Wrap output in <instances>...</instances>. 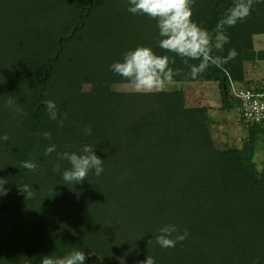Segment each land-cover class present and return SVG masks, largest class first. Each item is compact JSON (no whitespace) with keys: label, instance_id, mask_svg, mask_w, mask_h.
Returning <instances> with one entry per match:
<instances>
[{"label":"trees","instance_id":"trees-1","mask_svg":"<svg viewBox=\"0 0 264 264\" xmlns=\"http://www.w3.org/2000/svg\"><path fill=\"white\" fill-rule=\"evenodd\" d=\"M233 2L196 0L192 20L212 32ZM128 6V0H0V35L14 41L13 52L0 57V137H9L0 139V178L7 180L6 194L0 193V264H40L44 256L62 258L73 250L85 252V264H139L147 255L156 264H264V168L254 159L264 128L242 123L230 91V81L257 84L246 78L245 65L258 57L253 38L264 35V3L227 29L230 42L222 52L213 51L226 57L235 49L234 60L210 65L196 79L179 57L170 65L181 70L176 83L218 85L221 110H237L245 129L241 148L217 146L211 108L186 107L183 91L114 90L127 82L105 67L95 35L112 31L172 57L151 35L154 20L141 29L148 35L125 36L133 21L150 20L130 14ZM113 17L126 18L120 24ZM53 22L60 25L55 34ZM10 98L26 115L5 107ZM45 100L67 113L63 127L49 119ZM46 131L52 140L34 135ZM52 144L56 152L45 156ZM85 144L95 147L104 171L65 184L62 172L70 165L57 153L79 152ZM24 161L36 163L35 172L22 168ZM56 163L60 172L53 171ZM24 185L34 198H27ZM170 224L189 235L164 249L155 237Z\"/></svg>","mask_w":264,"mask_h":264},{"label":"clouds","instance_id":"clouds-1","mask_svg":"<svg viewBox=\"0 0 264 264\" xmlns=\"http://www.w3.org/2000/svg\"><path fill=\"white\" fill-rule=\"evenodd\" d=\"M195 3L196 0H128L127 11L130 14L145 16L156 21L160 37L158 46L163 51L172 54V57L157 55L152 48L139 46L125 52L122 61L113 62L109 66L110 70L126 81L131 91L139 94H154L174 85L175 77L181 75V70L170 67L175 63L173 57H179L183 61L184 65L189 68L187 75L192 79L205 73L210 65L219 67L234 60L238 55L235 49H230L226 57L213 56V51L222 52L224 46L230 42L227 29L249 19L254 4L264 3V0H234L212 32L192 20V9ZM190 61H199V63L191 64ZM44 105L49 119L63 127L68 118L67 113L61 115L56 103L52 100H45ZM5 107L18 115H26L23 108L11 98L6 101ZM83 131L85 135L92 134L90 126H85ZM34 135H42L45 140L53 138L50 131L42 134L34 133ZM0 139L6 142L9 137L4 134ZM54 152H56V145L52 144L45 149L44 155L50 156ZM57 160L67 161L70 165L62 172L65 184L78 185L87 179L90 172H94L95 176L99 177L104 171V161L95 155V147L88 144L83 145L79 152L57 153ZM21 167L28 172H35L38 165L32 161H24ZM53 171L60 172L61 164H54ZM6 183L7 180L0 178V193L6 194L7 190L4 187ZM23 192L27 193L28 199L36 195L29 185L23 186ZM188 235L187 229L181 231L176 225L170 224L159 229L155 243L161 248L170 249L174 248L177 243L182 244ZM152 242L151 239L148 244ZM89 255L92 254L89 253ZM85 260L84 251L73 250L62 258L44 256L40 264H85ZM119 264H124V260L120 259ZM139 264H156V260L147 255L146 259L140 261Z\"/></svg>","mask_w":264,"mask_h":264},{"label":"rangeland","instance_id":"rangeland-1","mask_svg":"<svg viewBox=\"0 0 264 264\" xmlns=\"http://www.w3.org/2000/svg\"><path fill=\"white\" fill-rule=\"evenodd\" d=\"M121 2V0H118ZM118 9L122 8L121 6H116ZM127 11V9H126ZM98 12L103 14V12L98 8ZM93 17H91L92 19ZM124 18L113 17L112 20L118 21L120 24L124 23ZM144 20V19H143ZM156 24V21L155 23ZM52 32L57 33L60 25L56 22H53ZM151 28V20L142 21L137 19L132 22L130 30L126 35H148L146 33H141L142 27ZM65 31V28L62 27L60 32ZM53 34V35H54ZM120 35H123L122 33ZM151 35H158V30H154ZM99 36L102 39L101 42V52L106 59L105 67L110 66L113 62L122 61L123 54L128 50L125 47H132L133 49L137 48L138 41L134 38L129 37H120L119 35L114 34L112 31H106L103 35ZM160 39L159 35L157 36V43ZM142 43V42H141ZM48 43H44V46ZM14 45L13 39L10 35H0V57L10 54L12 47ZM122 45V47L120 46ZM72 47V46H71ZM253 47L257 52L258 57L253 62H248L245 65L246 78L256 83L264 81V35H256L253 38ZM120 48V49H119ZM52 49L51 46L46 47L47 51ZM108 58V59H107ZM64 68L71 67L69 61H64L62 63ZM72 68V67H71ZM114 90L130 92L131 91L127 84H122L119 87H115ZM171 90H180L185 94V105L186 107H198L204 106L211 108L210 120L212 122V134L214 142L217 146L223 147L224 145H233L235 147L241 148L242 139L245 136L244 127L239 124V115L237 110H230L229 112H223L221 110V98L218 90V85L212 84H190V83H175L172 86L167 87L164 91ZM256 155L254 157L256 165L258 168H264V139H260L256 147Z\"/></svg>","mask_w":264,"mask_h":264},{"label":"built area","instance_id":"built-area-1","mask_svg":"<svg viewBox=\"0 0 264 264\" xmlns=\"http://www.w3.org/2000/svg\"><path fill=\"white\" fill-rule=\"evenodd\" d=\"M230 91L238 100L242 123L264 128V81L253 86L230 81Z\"/></svg>","mask_w":264,"mask_h":264},{"label":"water","instance_id":"water-1","mask_svg":"<svg viewBox=\"0 0 264 264\" xmlns=\"http://www.w3.org/2000/svg\"><path fill=\"white\" fill-rule=\"evenodd\" d=\"M89 9H91V5L89 6ZM73 33H74V30L71 31V34L68 36V38H70L73 35ZM59 45H60V43H59Z\"/></svg>","mask_w":264,"mask_h":264}]
</instances>
